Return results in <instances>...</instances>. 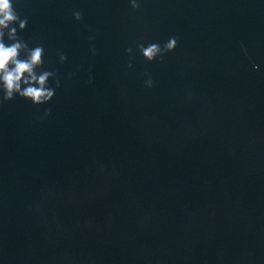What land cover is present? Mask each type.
<instances>
[{"label": "water", "instance_id": "water-1", "mask_svg": "<svg viewBox=\"0 0 264 264\" xmlns=\"http://www.w3.org/2000/svg\"><path fill=\"white\" fill-rule=\"evenodd\" d=\"M136 3L13 0L61 86L0 104V264H264V0Z\"/></svg>", "mask_w": 264, "mask_h": 264}, {"label": "clouds", "instance_id": "clouds-1", "mask_svg": "<svg viewBox=\"0 0 264 264\" xmlns=\"http://www.w3.org/2000/svg\"><path fill=\"white\" fill-rule=\"evenodd\" d=\"M133 9H138L136 0H132ZM74 19L81 21L83 15L79 11L73 12ZM25 31L28 26L27 18H21L17 13L13 0H0V104L12 102L17 96L32 102L35 106H42L50 103L59 88L60 81L56 79L57 73L53 71H38L44 67L45 50L42 44L29 47L19 32ZM7 41V42H6ZM177 39L170 38L161 47L152 43L147 46L138 45L143 57L153 62L158 57H163L177 48ZM129 55L132 49L128 50ZM60 63L66 61V56L60 54ZM131 68L132 65L129 64ZM55 79V88L49 86V81ZM146 86L151 88L152 81L149 79ZM45 115H50V110Z\"/></svg>", "mask_w": 264, "mask_h": 264}]
</instances>
